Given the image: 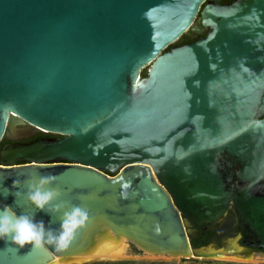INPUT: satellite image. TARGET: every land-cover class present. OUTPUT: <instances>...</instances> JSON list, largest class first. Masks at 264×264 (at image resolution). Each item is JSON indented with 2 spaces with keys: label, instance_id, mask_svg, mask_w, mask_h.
Instances as JSON below:
<instances>
[{
  "label": "water",
  "instance_id": "obj_1",
  "mask_svg": "<svg viewBox=\"0 0 264 264\" xmlns=\"http://www.w3.org/2000/svg\"><path fill=\"white\" fill-rule=\"evenodd\" d=\"M32 134L55 138L12 142ZM2 139L0 264L105 232L171 258L264 248V0H0ZM229 209L225 246L190 245Z\"/></svg>",
  "mask_w": 264,
  "mask_h": 264
},
{
  "label": "rangeland",
  "instance_id": "obj_2",
  "mask_svg": "<svg viewBox=\"0 0 264 264\" xmlns=\"http://www.w3.org/2000/svg\"><path fill=\"white\" fill-rule=\"evenodd\" d=\"M110 234V232H108ZM112 235V234H111ZM115 239L118 242L117 244L111 243L110 239ZM102 249L96 245L94 249H96V253L90 254V256L83 257L78 256L74 257L72 261L63 263L57 262L54 264H86L90 262H109V261H130L132 264H147V263H160V264H264V254L260 252H234V254L230 256H208V257H196V258H171L166 255H155L149 252L142 251L129 241L121 238H113V237H102ZM114 241V240H113ZM107 246L115 247L117 246L116 255H112L111 257L117 256L112 260L108 259H99V260H90L91 258L97 256H106L108 255V251L106 249ZM93 249V250H94ZM91 252V251H90ZM103 253V255H101ZM90 258V259H89ZM84 259V260H82ZM89 259V260H87ZM81 260V261H77Z\"/></svg>",
  "mask_w": 264,
  "mask_h": 264
},
{
  "label": "flooded vegetation",
  "instance_id": "obj_3",
  "mask_svg": "<svg viewBox=\"0 0 264 264\" xmlns=\"http://www.w3.org/2000/svg\"><path fill=\"white\" fill-rule=\"evenodd\" d=\"M237 0H219L220 5H228ZM199 26V25H198ZM207 30L203 29L200 34H194L190 31H186L183 35H181L175 43H173L169 49L183 46L187 43L200 39L206 34ZM52 137L53 135H42V134H32L27 138L18 139L12 142L18 143H27L37 137ZM11 141L1 140L0 146L6 144ZM238 233L237 231V219L232 209L226 211V213L218 218V220L210 227L204 230H198L194 232L193 236L190 238V245H208L213 244L215 247H223L225 246L226 240L228 238L234 237ZM237 243L241 246V239H238ZM245 248L244 252L252 253V252H260L264 254V248L257 249L253 247L243 246Z\"/></svg>",
  "mask_w": 264,
  "mask_h": 264
},
{
  "label": "bare ground",
  "instance_id": "obj_4",
  "mask_svg": "<svg viewBox=\"0 0 264 264\" xmlns=\"http://www.w3.org/2000/svg\"><path fill=\"white\" fill-rule=\"evenodd\" d=\"M113 237V238H121V239H124V238H122V237H120V236H116V235H111V234H109L108 232H105V234L103 235V237ZM100 238H102V236H100L99 238H98V240L97 241H95V243H94V245L88 250V251H86V252H84L83 254H80V255H77V256H73V257H69V258H63V259H55L54 260V262H63V263H66V262H69V261H72L73 260V258L74 257H78V256H82V255H84L83 257H85V255L87 256H90V254H93V253H96L95 251H96V249H94L95 247H96V245H98L101 249H102V239H100ZM111 241V243H113V244H117L118 245V242L115 240V239H112V238H109ZM114 240V241H113ZM126 240V239H125ZM108 248L106 249V251H108V255H106V256H97V257H93L94 259H90V260H99V259H110V260H112V259H114V258H116L117 256H114V257H111L112 255H116L117 254V252L119 251V250H117V246H115V247H113V246H111V247H109V246H107ZM94 249V250H93ZM91 251V252H90ZM101 255H103V253L101 254ZM89 259H87V260H89ZM74 260H75V258H74ZM82 260H84V259H82ZM77 261H81V260H77Z\"/></svg>",
  "mask_w": 264,
  "mask_h": 264
},
{
  "label": "clouds",
  "instance_id": "obj_5",
  "mask_svg": "<svg viewBox=\"0 0 264 264\" xmlns=\"http://www.w3.org/2000/svg\"><path fill=\"white\" fill-rule=\"evenodd\" d=\"M5 229L0 228V231H4ZM17 236H16V242L23 244L26 241L30 240L33 236V233L31 231V227L27 220H24L22 223H20L17 227Z\"/></svg>",
  "mask_w": 264,
  "mask_h": 264
},
{
  "label": "trees",
  "instance_id": "obj_6",
  "mask_svg": "<svg viewBox=\"0 0 264 264\" xmlns=\"http://www.w3.org/2000/svg\"><path fill=\"white\" fill-rule=\"evenodd\" d=\"M170 46L166 48L168 50ZM86 264H132L130 261H109V262H90ZM147 264H160V263H147Z\"/></svg>",
  "mask_w": 264,
  "mask_h": 264
}]
</instances>
